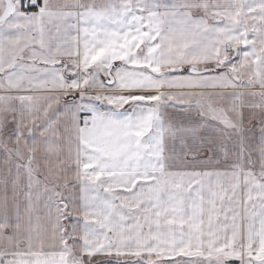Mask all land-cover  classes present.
Masks as SVG:
<instances>
[{
  "label": "snow or ice",
  "instance_id": "1",
  "mask_svg": "<svg viewBox=\"0 0 264 264\" xmlns=\"http://www.w3.org/2000/svg\"><path fill=\"white\" fill-rule=\"evenodd\" d=\"M0 264H264V0H0Z\"/></svg>",
  "mask_w": 264,
  "mask_h": 264
}]
</instances>
